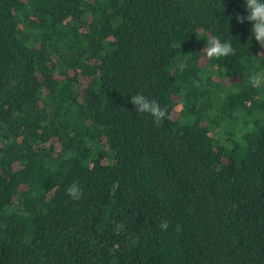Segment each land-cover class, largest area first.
I'll return each instance as SVG.
<instances>
[{
	"label": "trees",
	"instance_id": "obj_1",
	"mask_svg": "<svg viewBox=\"0 0 264 264\" xmlns=\"http://www.w3.org/2000/svg\"><path fill=\"white\" fill-rule=\"evenodd\" d=\"M246 14L0 0V264H264V48ZM210 37L235 55L208 59Z\"/></svg>",
	"mask_w": 264,
	"mask_h": 264
},
{
	"label": "clouds",
	"instance_id": "obj_2",
	"mask_svg": "<svg viewBox=\"0 0 264 264\" xmlns=\"http://www.w3.org/2000/svg\"><path fill=\"white\" fill-rule=\"evenodd\" d=\"M247 14L244 16L236 15L238 23L248 21L251 24V34L255 41L264 48V0H244ZM205 56L208 59L226 57L235 55V51L230 42L221 41L218 37H210L206 46L203 49ZM249 83L254 88L264 87V73H253L249 77ZM131 103L135 107L136 112L147 113L154 118V123L157 126L162 125L167 118L168 112L165 107H161L159 102L155 99H149L142 93H137L131 96ZM67 194L76 201H79L83 195V191L78 182H73L67 188ZM118 229H122L123 225H118ZM161 230H167L168 222L162 221L160 223ZM177 225V231H179Z\"/></svg>",
	"mask_w": 264,
	"mask_h": 264
}]
</instances>
